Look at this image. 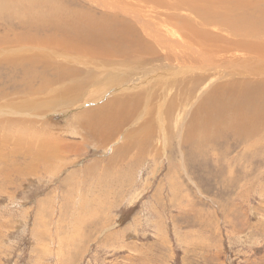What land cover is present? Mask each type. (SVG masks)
<instances>
[{
    "label": "rangeland",
    "instance_id": "rangeland-1",
    "mask_svg": "<svg viewBox=\"0 0 264 264\" xmlns=\"http://www.w3.org/2000/svg\"><path fill=\"white\" fill-rule=\"evenodd\" d=\"M76 1L116 2L111 12L136 27L121 40L102 38L105 48L79 63L68 60L79 53L43 50L59 62L46 73L67 78L36 100L13 93L22 72L0 63V106L22 101L49 126L36 123L33 140L0 121V183L11 168L35 161L26 150L53 156L0 190V264H264V112L251 111V101L237 107L228 86L264 67V32L236 34L192 11L195 2L217 0ZM176 2L181 11L164 5ZM247 2L264 9V0ZM44 5L58 0H0V35L21 32L27 8ZM116 43L133 45L144 62L131 63ZM14 56L0 49V59ZM134 93L142 100L133 110ZM117 99L124 103L108 110ZM202 105L212 108L220 137L197 147L186 138ZM9 108L0 119L29 118L27 107L7 116ZM237 130L257 134L241 142Z\"/></svg>",
    "mask_w": 264,
    "mask_h": 264
},
{
    "label": "bare ground",
    "instance_id": "bare-ground-1",
    "mask_svg": "<svg viewBox=\"0 0 264 264\" xmlns=\"http://www.w3.org/2000/svg\"><path fill=\"white\" fill-rule=\"evenodd\" d=\"M221 1L222 0H217L215 5H210V3L204 4L205 7L202 3L193 1L195 2V4H193L191 8L194 13L198 12L199 15H201L204 22L209 24L214 20V18H216L218 22L224 24L225 30L236 34L257 35L264 32V9H259L257 3H250L247 2V0H234V2L226 4ZM118 3L120 4L119 6H121V8L127 7L124 1H118ZM249 4H253L254 8L250 7ZM114 5H117L116 2H112L109 4L102 3L100 5H97V7H93L87 3H81L76 0H66L65 3L58 0V5H54L51 8V5H44L42 10L27 8V11L23 16L24 19H22L23 21L21 20L23 24V30L20 32L13 28L14 34L0 35V49H9L11 51H15V56L13 57V59H0V63H6L7 61H10L16 69H20V72H22V78L16 80L18 85L17 90L15 92L12 90L13 93H23V95L27 96L29 100H36L37 94L48 92L49 88L54 83L63 84L60 79L64 77L66 79V74L58 72L57 69H55L54 72H52L50 75L46 73L48 68H52L58 65L59 62L45 55L43 53V50L56 48L63 49L65 53H79L80 55H78L77 57L68 58V60H74V63H79L81 62L82 58L86 59L87 56L94 51L95 47L99 50H103L105 48V44L103 43L102 38L107 37L112 40H121L123 36H125V32H128L132 26L136 27V25L134 24L135 22H129L127 20L129 18L126 15L120 16L121 14L119 12H111ZM164 5H166L167 8L173 9L175 11L181 8L178 7L179 9H176V5L179 6V3L177 2L173 4V8L172 6L167 4ZM242 7L249 8L251 11H242ZM97 9H99L98 12ZM123 10L126 11V9ZM204 10H208L209 12L207 13ZM170 14L174 15V13ZM242 14H244L243 19ZM184 18L186 19L182 20L189 23L187 17ZM259 23L262 24L259 25ZM14 27L18 28L17 26ZM147 30H149L153 38L156 37L152 29L147 28ZM175 31L177 32V30ZM116 44L123 51L122 55H128L127 58L131 63H133L134 60L139 61L141 64L142 62H144L142 60L145 56H143L142 54L138 55L133 45L118 43ZM71 48L75 50H72ZM261 48L262 46L259 47V49ZM147 49V51L153 52L150 45ZM147 51L146 54L149 53ZM247 73L249 75H242L243 77H238V79L231 80L228 85L229 89H231L235 94V104H237V107H243L245 106L244 103L246 101H251L250 104L253 103L251 104V111L257 110L258 113H263L264 67L255 69V73L250 72V70ZM260 75L261 77H257ZM116 78L117 75L115 71H112L111 87L114 86ZM195 86L196 85L190 86L188 88L189 91L195 90ZM215 90L217 94L222 97L220 87L216 86ZM209 92L210 91H208L207 93ZM98 93L99 96L104 97V93L102 91L99 90ZM152 95H154V93ZM61 96H63V94ZM0 97H4L1 92ZM141 100L142 95L140 93L133 96L131 103L133 110L136 109ZM99 101L101 100L99 99ZM123 103L124 101L117 99L114 101V104L110 103V107L108 110H111V107L114 105H121ZM125 105H128L127 99ZM170 106H174L173 99L170 100L168 104L167 112ZM6 107H10L7 111V116H12V112L14 110L15 112H17L23 107L28 108L29 118L19 119L4 116L0 119V121L16 128V131L20 136L31 137L34 140L36 136L31 135V132L32 127H34V125L38 123V121L36 120V110L32 109L29 105L21 101L20 104H14L12 102L8 105L0 106V114L5 113ZM100 109V107H96L94 110ZM236 109L239 112V108ZM90 110H87L85 114L90 112V114L93 115L92 111ZM194 110L197 111L196 117L192 126L188 130L186 138L187 140L191 141V145L198 147L201 143L206 144L208 143V141H211V139H217L218 137H220V134L217 133L216 124L213 121L212 108L208 107L207 105H202L198 108L195 107ZM108 120L111 121L112 118H108ZM232 121L233 119H231L230 122ZM190 122H192V119L190 120ZM41 124L43 126V131H45L46 128L49 127L46 121H41L38 123V125ZM36 127L37 126H35L34 128L36 129ZM111 129V132H105V137L111 136L112 132L114 133V129ZM246 130L245 132H240L237 130V132L239 133L238 137H240L241 142L248 137L250 139L251 137L249 136V134L253 136L256 133V130L252 132H247L248 130ZM54 144L55 142L52 145ZM196 149L201 153H199L201 156L205 155L202 150H200L199 148ZM43 154L44 153H40L36 150H26L24 155L30 156L32 159H35V161L27 164L24 167L18 164L16 167L11 168L8 172H5L2 182L0 183V190H4V186H7L8 184L14 183L15 179L20 174L26 175L35 170L37 167H39L38 163L40 161H43V163H45V161L48 159L49 162L53 157L51 154H46V156L42 158ZM24 155H20V157H24ZM1 168H3V166H1Z\"/></svg>",
    "mask_w": 264,
    "mask_h": 264
}]
</instances>
